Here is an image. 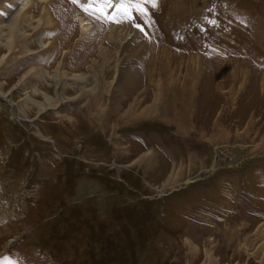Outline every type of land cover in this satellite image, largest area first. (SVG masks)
Wrapping results in <instances>:
<instances>
[{"label":"rangeland","instance_id":"374dc122","mask_svg":"<svg viewBox=\"0 0 264 264\" xmlns=\"http://www.w3.org/2000/svg\"><path fill=\"white\" fill-rule=\"evenodd\" d=\"M8 1L0 264H264V0Z\"/></svg>","mask_w":264,"mask_h":264},{"label":"bare ground","instance_id":"6f19581e","mask_svg":"<svg viewBox=\"0 0 264 264\" xmlns=\"http://www.w3.org/2000/svg\"><path fill=\"white\" fill-rule=\"evenodd\" d=\"M16 1H18V0H13V1H8V2H6V4H9V2H16ZM20 2V4L21 5H23L24 3H23V0H20L19 1ZM29 2V1H28ZM38 2L40 3V5H42L43 4V8L41 9V14L39 15V17L38 18H40V19H38V22H37V29L38 28H40V27H43V26H40V25H48V26H52V24H51V22H52V19H51V16H50V13H51V11H52V9H53V7H54V5H56V4H59V0H38ZM12 4V3H11ZM15 3H13V5H14ZM18 5V4H17ZM49 5V6H48ZM83 5V4H82ZM15 7V6H14ZM52 7V9H50ZM84 7H85V5H84ZM11 8V7H10ZM34 6H30L28 9H26V7H22L21 8V10H18L19 11V14H17L16 16H14L11 20H10V22L9 23H7V25H6V29H8L9 30V32L12 34V31L13 30H16L15 32H14V34H13V36L14 35H16V34H18L17 32H20L21 34H24L25 32H26V30L24 29V25L26 24V25H28V27L27 28H30V26H33V24H32V17H30L31 15H30V13H31V11L32 10H34ZM20 9V8H19ZM7 12L9 11V10H11V9H9V7H7ZM83 10V9H82ZM16 13V12H15ZM39 13V12H38ZM6 23V22H5ZM39 23H41V24H39ZM2 25V24H1ZM78 26H79V32H78V34H79V37L80 36H85L86 35V37L88 36V34H90V32H92V29H93V27H94V24L91 22V21H88V20H85V19H83L82 17H78ZM3 28V27H2ZM35 28V27H34ZM33 28V29H34ZM1 29V28H0ZM36 29V30H37ZM3 30V29H2ZM2 30H0V33L2 32ZM47 31H48V29H47ZM125 31H127V30H125V29H123V28H117V26H112L111 27V29H110V31H109V33L107 34V38H108V40H112V39H114L115 37H117V36H119L120 38H122V35L124 36V34H125ZM7 32V31H6ZM35 32V31H34ZM34 32H33V35H32V37L35 35L34 34ZM127 34V33H126ZM43 35V34H42ZM41 35V36H42ZM8 36V35H7ZM36 37V36H35ZM81 38V37H80ZM79 39V38H78ZM11 40V39H10ZM36 41H38V40H36ZM74 41H76V40H74ZM10 42V41H9ZM49 46H50V43H43V42H39V48H41L42 49V51L44 52V53H46L45 51H47L48 50V48H49ZM41 51V50H40ZM51 51V50H50ZM47 54V53H46ZM57 74H60V76L62 77V76H64L59 70H58V72H57ZM46 77H47V73H45L44 74ZM59 78V77H58ZM57 78V79H58ZM71 78H73V80L74 79H76V78H80V77H78V76H72ZM61 79V78H60ZM160 89V88H159ZM160 99V96H158V100ZM31 102H32V104H35L36 106H39V107H41L40 106V104L38 105V103L37 102H34L33 100H31ZM25 106H26V108H27V106H28V104L25 102V104H24ZM100 112V111H99Z\"/></svg>","mask_w":264,"mask_h":264},{"label":"snow or ice","instance_id":"6c2138e0","mask_svg":"<svg viewBox=\"0 0 264 264\" xmlns=\"http://www.w3.org/2000/svg\"><path fill=\"white\" fill-rule=\"evenodd\" d=\"M72 2L75 3V2H77V0H72ZM96 2H99V0H88L89 5L95 4ZM103 2L110 4V3H112V0H103ZM129 2H130V0H121V6H123L124 4H127ZM150 2L155 3V0H150ZM107 15H108L109 20H112L111 14L109 13ZM112 22H116V21L113 20ZM136 27L140 28L141 26L136 25Z\"/></svg>","mask_w":264,"mask_h":264}]
</instances>
